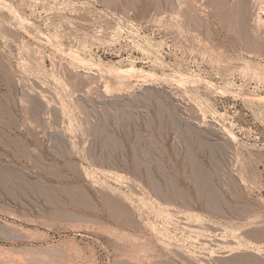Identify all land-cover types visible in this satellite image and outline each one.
Returning a JSON list of instances; mask_svg holds the SVG:
<instances>
[{"label":"rangeland","instance_id":"rangeland-1","mask_svg":"<svg viewBox=\"0 0 264 264\" xmlns=\"http://www.w3.org/2000/svg\"><path fill=\"white\" fill-rule=\"evenodd\" d=\"M263 3L0 0V264H264Z\"/></svg>","mask_w":264,"mask_h":264},{"label":"bare ground","instance_id":"bare-ground-1","mask_svg":"<svg viewBox=\"0 0 264 264\" xmlns=\"http://www.w3.org/2000/svg\"><path fill=\"white\" fill-rule=\"evenodd\" d=\"M166 1H167V0H166ZM216 1H217V0H216ZM177 2H178V1H177ZM179 2H181V1H179ZM183 2H184V1H183ZM185 2H186V1H185ZM188 2H189V1H188ZM259 3H260V2H259ZM261 3H262V2H261ZM183 4H184V3H183ZM183 4H182V5H183ZM263 4H264V3H263ZM261 5H262V4H261ZM183 6H184V5H183ZM258 7H259V6H258ZM255 9H256V8H255ZM181 11H182V9H181ZM259 15H260V14H259ZM259 17H260V16H259ZM257 19H258V18H257ZM260 19H261V17H260ZM252 22H253V20H252ZM257 22H259V21H257ZM257 22H256V23H257ZM263 23H264V22H263ZM263 26H264V25H263ZM261 30H262V29H261ZM259 31H260V29H259ZM3 235H4V234H3Z\"/></svg>","mask_w":264,"mask_h":264}]
</instances>
